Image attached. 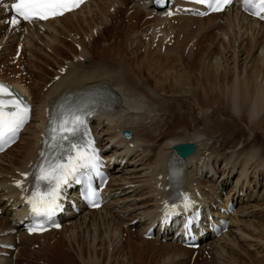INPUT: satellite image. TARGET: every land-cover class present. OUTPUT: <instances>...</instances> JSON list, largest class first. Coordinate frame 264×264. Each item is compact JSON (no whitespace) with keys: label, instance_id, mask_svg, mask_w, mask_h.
Returning a JSON list of instances; mask_svg holds the SVG:
<instances>
[{"label":"bare ground","instance_id":"obj_1","mask_svg":"<svg viewBox=\"0 0 264 264\" xmlns=\"http://www.w3.org/2000/svg\"><path fill=\"white\" fill-rule=\"evenodd\" d=\"M115 1L116 0H101L100 4L96 5L95 3L97 1L94 2V0H87L76 10L42 22L41 24L46 26V29L43 31L40 29V24L25 23L13 25L6 22V18L0 9V35L4 34L3 40L7 43V50H5L4 53L6 54L9 49H12V53H14L18 47L21 48L18 59L15 60V64L12 63L14 65H11L6 60V57L5 60L0 58V77L15 82L19 87L23 88L33 104L32 118L29 123L24 126L20 138L6 151L0 154V208H2V213H0V240L14 241L17 244L18 248L14 259L18 260L22 252L21 242H16L18 237L33 239L53 233L55 236L52 235L50 238L41 239V243L37 248H29L38 254L42 251L44 252L48 250L47 247H51L49 250H54L56 252H58L60 248L58 254L61 258L60 260H58L59 258L55 260L52 257H48L47 262H40L38 264H83L84 262L82 261H86V259V264H105L106 262L112 261L111 259L114 256L120 255L118 251L121 243L119 242L118 237L121 225L124 221H131L135 218H139L136 226L142 223L145 224L149 216L153 213V209L158 204L157 198L161 195L160 193H164L163 197H165L169 192L164 187H158L157 183L162 181L161 185L165 186L168 165L172 164L174 160L171 152L172 147L178 142L194 141L196 144L195 152L186 157L182 164L185 167V178L188 174L194 175V180H197L196 185L198 189L202 190L204 193L205 200L221 205L226 204V200H229L231 195H233V198H236L238 201L240 194H243L242 198L247 200V198L253 195L248 191L249 187L247 183H250V181L257 183L260 182L261 186L263 185L262 191L264 193V163H262L263 161L258 162V160H255L258 158V152L255 150H250L249 153H245V150L243 149L235 151L237 149L229 148L225 153L219 154L216 148L217 144L215 145L212 141L213 138L208 137L206 133H202L200 131L202 128L198 127L199 131L194 130L192 134L189 133V136L182 137L172 134L174 130L172 131L171 129H174V127L177 126L175 123L181 115L178 106L174 107L171 105L172 100L167 99L170 98L175 87L171 88L170 86H167L168 88L165 89L161 86L163 91H158L155 89L156 87L154 88L148 81L146 82L144 80L146 77L144 78L141 75L142 72L138 73L136 66L138 68L144 67L142 66V60L146 54L140 59V55L137 52L132 51V54L135 56L139 55L138 58L140 59L139 63H135V65L125 63L123 59H119L116 56L115 60H112V57L109 62H102V60L95 59V61L87 56L89 45H79L80 51L73 54V59L68 61L72 67L64 71H60V69L56 70V74L62 72L65 73L61 75V78L60 75L57 79H54L53 76L49 85L43 84L42 82L37 84V81L35 84L32 81L28 82L25 80L26 77H31V72L30 67L27 66L28 61H26L27 64L24 62V55L29 54L32 61L36 60L39 56L35 54L36 50L34 53L35 43L32 44V41L34 42L36 39L27 34L28 28L32 31L37 30V32L45 33L50 32L49 30H52L58 22L61 24L62 20H70L72 17L77 19H72L71 23H73V25L83 19L87 20L90 18L91 20V14L87 18H79L78 14L86 9V7L89 8L90 6L91 8L94 4L96 7L92 8L101 13L104 10L101 9L103 5L107 4L110 8L114 5ZM130 1L131 3H134L136 13L128 15L125 12L128 8L125 9L123 17L126 18L128 23L129 20H135L138 18V12L141 9H144L147 14L155 9L152 0ZM157 17L159 19L158 23H164L167 30L176 32L175 43L170 48L171 52L179 51L183 45L185 48L195 36H198L203 32V34H207L214 30L212 33H216V36L221 38L222 46L224 43L223 53L228 54L230 52L229 56H232L230 59H232L236 70H238L236 75L234 74L236 72L233 73L235 75L234 82L232 81L235 83L233 85L238 84V82L240 83L241 78L244 79L247 87L246 92H242L245 95L243 96L244 99L247 97L251 105L249 110L250 114L256 116L264 109V24L244 13H240L238 8H230L223 12L213 13L204 17H190L183 15H174L166 18L161 16ZM222 17V21L218 20ZM133 23L135 24L136 21ZM194 25L196 26L194 27ZM94 27L90 29H93ZM63 28L65 27L63 26ZM260 32L262 34L261 37L258 36ZM45 34L44 37L48 39L49 43L47 41L45 42V46L48 48H45L46 52L43 55L45 57H50V51L53 46L51 45L52 39L48 36L49 33ZM36 37L37 35H35V38ZM21 38L22 40H25L24 44L17 42L18 39L21 40ZM75 40H77V37L74 38V44ZM238 40L239 43L237 45L240 48L239 51L235 46V42ZM111 41L115 42L114 39ZM111 41L105 43L108 45L107 49H111L113 46L114 42ZM186 41L187 43L184 44ZM146 42L147 41H142V44H144L145 52L147 53L148 44ZM232 43L234 45H232ZM259 48L260 52L257 50ZM54 49L56 48L54 47ZM34 54L37 58H35L36 56L33 57ZM83 54L84 58L87 59V62L80 60L79 57ZM236 56L238 59H236ZM228 58L225 57V61L223 62L225 63L227 61L228 64ZM42 59L44 60V58ZM106 59L109 60V57ZM76 60L80 65L73 69L76 67ZM17 62L20 66L17 65ZM147 65L149 64L147 63ZM215 65L220 68L221 64L216 61ZM32 67H34V65ZM19 77L21 78V81L18 80ZM167 82L164 84H167ZM104 83L110 84L117 89L121 95L120 101L115 108L112 110L105 109L102 112L95 114L91 123L92 131L102 151L106 153L108 158H113V156H115L116 166L112 169V179L108 186L109 194L112 195L111 199L107 204L100 208L88 210L68 217L64 220L63 226L58 230H48L42 234L28 235L18 228L17 232L9 233L8 230L11 227H18V221L15 217L19 218L22 215V213L19 212L21 211L20 207H13L19 202L17 195L12 192L8 193V190L12 189V186L9 184V177L12 174H16L18 170H26L30 161L32 163L34 162L37 155V148L39 147L40 141L43 139L40 133L45 131L44 125L46 124V121L42 118V114L44 115L46 106H51L54 99L59 94L62 95L66 92L75 91L80 87ZM156 84H158V82H156ZM39 85H41L40 89ZM166 92L171 93H167L165 96ZM175 92L176 91H174V93ZM229 93H231V91ZM232 93L234 100L233 107L236 108V110L237 108L241 109L242 103L237 99V88L234 89ZM156 95L159 96V99H156ZM40 106L42 107L41 111L39 109ZM177 112L178 114L176 115ZM202 117H206V114L202 113ZM156 119L157 127L154 129L151 125ZM260 122H263V120ZM201 124L202 123L200 122V125ZM196 126H199V122H197ZM168 127L170 129H167ZM178 127L185 129L187 124H180ZM123 128L132 130V136L127 140L123 139L121 135ZM184 132L188 131L185 130ZM186 134L188 133H185V135ZM131 142L134 143L133 146L129 145ZM22 143H24L25 147L19 157L7 160L11 153L17 154L21 151L18 147ZM131 151H133L134 154L126 158L127 153ZM211 152L216 154V156H209ZM227 154L230 156H227ZM226 156L228 159H226ZM206 157H208V159ZM124 158H126V161L121 164L120 161ZM219 159L220 162L218 164ZM203 169H207V171H211V173H205V176L203 177H201V175L199 176L198 172ZM161 173L163 176L162 178H159L158 176ZM251 175H254V179L251 178ZM189 180L191 181V178H189ZM220 188L228 189L225 196ZM241 191L244 193H241ZM219 196L220 198L217 199ZM10 198L13 199L11 202H8ZM230 217L231 226L229 230L219 238L207 239L203 245H210L212 248L218 246L221 251H227V249H233L229 247L237 246L238 241L246 240L248 237L251 238L250 234L248 235V233H246L248 227L250 228L247 220H244L246 218L242 215H236L235 213ZM124 218L126 220L121 222V219ZM250 223L252 225L251 221ZM133 226L134 225L127 226L129 232H132L131 229ZM59 232L63 233V235H60ZM82 235H84L87 240L91 239L93 243H91L92 250L88 251V257L85 256L83 251L86 242L84 243V241H82ZM104 240L107 241L106 245L108 250L104 245ZM169 242L181 247L184 251H191L190 248L180 245L171 238H169L168 244ZM32 243L33 242H29V244ZM68 245L72 246L73 249L69 248ZM87 247H90V245H87ZM74 249L77 250L80 261L77 259L78 255H75V257L73 256L70 261H65V259H63L64 256L69 254L72 255L70 250ZM106 250L108 252L107 255L104 254ZM6 251L10 253L9 257L3 256V258L0 256V260L13 261V251H8V249H6ZM104 255L105 258H102L101 256Z\"/></svg>","mask_w":264,"mask_h":264},{"label":"rangeland","instance_id":"obj_2","mask_svg":"<svg viewBox=\"0 0 264 264\" xmlns=\"http://www.w3.org/2000/svg\"><path fill=\"white\" fill-rule=\"evenodd\" d=\"M100 1L101 0H94V2H96L95 3L96 5L100 4ZM116 1H119L121 3L125 2L124 0H116ZM127 1L131 3L130 0ZM95 4L94 6L92 5V7H96ZM107 7L109 8V5L107 4L103 5L101 9H104L103 10L104 12L102 11L100 13L95 11L94 8L91 9L89 6V8L86 7V9H84L81 13L78 14L79 18H84V17L87 18L91 14L92 16L91 20L90 18L87 20L83 19L77 23H74L73 25V23H71L72 19L74 20L77 19L72 17L70 18V20H62L61 24L62 22H64L62 25L60 24V22L58 24L61 25L60 27L62 28L63 26L65 28L67 27L66 29L72 26L74 27L78 26V27H82L83 29H88L96 25L95 27L97 28V33H98L99 25H101L103 29V33L100 37L95 38V41H92L93 43L91 42L92 44L87 41L89 40V38H87L86 35L89 36L90 34L89 32L93 31L94 28L90 29L89 32L86 33L83 32L82 35L79 34L78 31L76 30H74L73 32L72 30H69L67 32V35L69 37L66 36L64 37V38H68V40L56 36L58 34L57 32H60L59 29L60 27L57 25L54 26L56 30L53 28L54 31L52 29L51 32H45V33H49L48 36H50V38L52 39L51 45L53 46L50 51L51 53L50 57H45L43 55L46 52L45 48L46 49L48 48L45 46V42L47 41L49 43L48 39L44 37L45 33L37 32V30L32 31L31 29L28 28L27 34L30 37L36 39L35 40L36 42L32 41V44L35 43L34 53L36 50L35 54L39 56L37 58V56L34 54L33 57L36 56L35 58L37 59L34 60L35 59L34 58L33 59L34 61H32V58L29 54L24 55L25 58L24 62L27 64L26 61H28L27 66L30 67V72H31V77L28 76L25 78V80L28 82L32 81L35 84L36 81L37 84H39V82L40 83L42 82L43 84H47L48 82H50L51 78L56 74L57 69H60L61 71V68L62 66H64V64H66L65 70L70 69L72 65L68 63V61L73 59V54L80 51L79 50L80 48L78 50H74L76 45H89L87 56L90 59H98V60H102V62H109L112 57H113L112 60H115V58L118 57L119 59H123L125 63H130L131 65H135V63H139L142 57L141 55L144 52L140 50V59L138 58L139 55L135 56L134 54H132L131 52L133 50L131 51V49L135 44L132 42H136L135 35L136 36L139 35L144 27H147L153 23L152 19L146 16L144 17V19H140L136 21L135 24L134 23L127 24L126 21L118 20L121 14L123 13L124 7H121L120 10L117 11L113 9V6H111L109 10L107 9ZM105 10L114 15V17L111 15V19L109 20V22H108L109 13L105 12ZM143 14L144 13L142 12L139 13V15L141 16ZM212 31H210L207 34H203L204 33L203 32L198 36H195L194 39L189 42L188 44L189 48H187L186 51L181 53H174V52L165 53L164 51L153 50L155 53L154 54L150 53V55L154 57L149 58L146 57L145 55V57L143 58L144 61L142 60V66L144 67L138 68L136 66V70L138 71V73L142 72L143 74L141 73V75L144 78L145 77L147 78V79L145 78L144 80L146 82L148 81L150 85H152L154 88L156 87L155 89H157L158 91H163L161 86H163V88L165 89L168 88L169 86L171 88L175 87L174 90L176 91L175 93L174 91L173 93L171 92L165 93V96L167 93L168 94L171 93L172 97L170 95V98L167 99H171L172 100L171 105H173L174 107L178 106V110H180L181 112L180 118L177 119L175 123L177 124V126H175L174 129H171L172 131L174 130L172 133L173 135L182 136V137L189 136V133L192 134L194 130L199 131L198 128H202L201 130H204V132H206V135L208 137L213 138L212 141L214 142V144L215 145L217 144L216 148L219 154L225 153L229 148L237 149L235 151L238 150L240 151L243 149L245 150L244 151L245 153H249L250 150H255L256 152H258L257 155L258 158L255 160H258V162L263 161L262 163H264V109L261 110L259 114L256 116H252L250 114L249 110L251 105L249 103V100L247 99V97L245 99L243 97L245 96L243 92H246V87H247L245 85L244 79L241 78L240 83L238 82V84L233 85L235 84L233 83L235 79L234 76L237 74L238 70H236L234 62H232V59H230V57H232L229 56L230 52L228 54L223 53L224 43L222 46L221 38L216 36V33H212ZM35 35H37L36 38ZM3 36L4 34L0 35V45H1L0 58H3V60H5L4 56L6 54L4 52L5 50H7L6 48L7 43L6 41L3 40ZM258 36L260 37L262 36L261 32L258 34ZM76 37L78 41L75 40V46H73L72 43H68V41L70 40L74 42V38ZM112 39H114L115 42L111 41ZM109 41L114 42L111 49H107L108 45L105 44L108 43ZM17 42H19L20 44H24L25 40H22L21 38V40L18 39ZM140 43H141L140 46L143 47L144 44H142V40H140ZM186 43L187 41L184 42V44ZM233 43L232 45H234ZM238 43L239 40L235 42L236 44L235 46L238 48L239 51L240 48L237 45ZM140 46L138 47L135 46L134 48L138 49ZM54 47L56 49H54ZM182 47H184V45ZM67 49L69 50V52L72 53L71 57L67 56L70 55L68 54L67 51H65ZM148 49L149 47H147V50ZM257 50L258 52H260V48ZM7 54L10 56L11 52H8ZM57 54L60 55L63 54L64 56H60V55L56 56ZM108 57L109 60L106 59ZM134 57L138 59L136 60ZM225 57L226 58L229 57L228 64L227 61L225 63L223 62L225 61ZM42 58H44V60ZM236 59H238L237 56ZM6 60L11 65L15 64V63L12 64L9 58H6ZM216 61L220 62L221 64L220 68L216 67L215 65ZM51 62L53 63L51 64ZM147 63L150 66L147 65ZM223 64H227V65H223ZM17 65H19L18 62ZM33 65L35 68L32 67ZM78 65H80V63H78V61L76 60L75 62L76 67H74L73 69L77 68ZM47 68L49 69L48 71ZM226 72L228 75L226 74ZM62 74L65 73L63 72L60 74L58 73V75H60V78ZM222 74L224 78L222 77ZM20 77L18 78V80L21 81ZM164 80L165 82L168 81L167 84H164L165 83ZM155 81L158 82V84H156ZM237 85L239 88L237 87ZM40 88L41 85H39V89ZM236 88H237V99L239 100V102L242 103L241 109L237 108V110L236 108L233 107L234 100L232 97L233 96L232 92ZM230 91L231 93H229ZM156 99H159V96H157ZM202 113H205L206 117H202ZM177 114L178 112L176 113V115ZM261 120H263V122H260ZM197 122H199V126H196ZM200 122L202 123L201 125ZM185 123L187 124V127L185 129L178 127L180 124H185ZM151 126L154 129L157 127V119ZM167 129L170 128L168 127ZM185 130L188 132H184ZM185 133L188 134L185 135ZM215 140L216 141L218 140L217 143ZM24 147L25 145L24 143H22L18 147V149H21V151L18 152L17 154L11 153L8 156L7 160L15 159L19 157ZM259 154H261L262 156ZM227 156L230 155L227 154ZM227 156L226 159H228ZM261 189L262 188H260V191ZM262 201L263 199L257 201L256 200L251 201V202H257L255 203V206L258 211L256 212V214H252L251 213L252 211L247 210L246 211L247 215L243 216L244 218H246L244 220H247L250 226V228L248 227V229L246 230L247 231L246 233H248V235L250 234L251 238L248 237V239L246 240H240L237 242V246L229 247L233 249H227V251H221L219 247H216L214 251V249L211 248H203L196 255V257L193 258L192 256L187 257V255L182 253L181 251H177V247L168 246V245H173L170 242L168 245H166L159 241L155 242L153 240H143L141 234L137 233L135 234V238L133 240L131 239V243L122 241L118 251L120 255L114 256L111 259L113 262L107 259L110 262H106L105 264H264V242H263L264 241V226H263L264 202ZM259 202L260 204L261 203L262 204L258 205ZM250 221L252 222V225ZM81 239L82 241H84V243L86 242L85 248L83 246L82 247L85 256L88 257L89 256L88 251L92 250L91 247L92 240L91 239L87 240L84 235L81 236ZM36 240L38 239H32L29 240V242ZM24 242L25 240H23V243ZM106 243L107 241L104 240V245L107 247ZM87 245H90V247H87ZM22 248L23 249H22L21 257L20 259L16 260V264H33V263L38 264L36 263V260L37 258L40 257L41 259L39 260H41L42 263L47 262L48 257L49 258L52 257L55 260H57L58 258H59L58 260H60L61 258L58 252L54 250H49V251L46 250L38 254L35 251L27 252L26 247H22ZM69 248L73 249L72 246H69ZM107 250L106 252H104V254L106 255L108 253ZM182 251L184 250L182 249ZM70 252L72 253V255L69 254L64 256L63 259H65V261L67 260L70 261L72 260L73 256L75 257V255H78L76 249L70 250ZM184 252H191V251H184ZM101 257L105 258V255ZM79 258L80 257L78 255L77 257L78 261H80ZM86 261H82V262L86 264Z\"/></svg>","mask_w":264,"mask_h":264},{"label":"snow or ice","instance_id":"obj_3","mask_svg":"<svg viewBox=\"0 0 264 264\" xmlns=\"http://www.w3.org/2000/svg\"><path fill=\"white\" fill-rule=\"evenodd\" d=\"M82 0H15L10 8L16 13L9 23L19 24L20 20L33 21L35 19L47 20L49 18L63 15L64 12L79 6ZM159 4H164L166 0H156ZM199 4H208L213 11H220L232 0H196ZM246 5H250L258 11L254 14L264 13V0H244ZM171 15V13H169ZM19 17V19L17 18ZM31 108L23 97H20L9 86L0 82V145L13 142L20 130L28 122ZM90 113L80 109H69L61 116L53 131L56 133L51 139L54 143L50 146L53 149H64L67 144V162H63L64 157L58 159L45 160L38 168L37 181H44L49 186V191L43 195L33 194L28 199L33 214L50 218L60 209L58 201L61 198L64 187L70 181L78 182L77 177L82 174H99L103 163L94 142L88 140L86 145L73 142L80 135L90 136L86 127L85 117ZM71 153H74L72 155ZM44 155L43 153L41 154ZM27 177V173L22 174ZM22 181H17L20 186ZM95 198L98 193L92 191ZM192 201L189 197H184V207H190ZM94 207L98 206L93 203ZM173 210L175 206H172ZM58 227V225H57ZM42 230V228H30V232Z\"/></svg>","mask_w":264,"mask_h":264},{"label":"water","instance_id":"obj_4","mask_svg":"<svg viewBox=\"0 0 264 264\" xmlns=\"http://www.w3.org/2000/svg\"><path fill=\"white\" fill-rule=\"evenodd\" d=\"M190 144L189 143H185V144H181L178 147L182 150V149H187L189 148Z\"/></svg>","mask_w":264,"mask_h":264}]
</instances>
